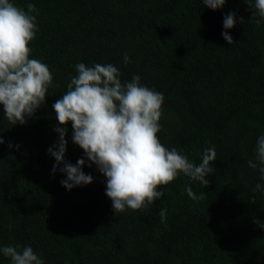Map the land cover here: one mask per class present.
<instances>
[{"label": "trees", "instance_id": "1", "mask_svg": "<svg viewBox=\"0 0 264 264\" xmlns=\"http://www.w3.org/2000/svg\"><path fill=\"white\" fill-rule=\"evenodd\" d=\"M30 2L39 27L31 56L50 67L53 86L25 125H11L0 106V243L30 244L46 264H264V195L251 192L259 173L247 164L264 132V20H252L247 0L216 11L202 0H15L26 10ZM232 11L229 45L223 18ZM81 61L111 62L122 80L138 74L162 92L161 142L197 163L216 148L207 187L181 176L150 209L117 215L95 166L84 167L92 184L65 189L48 153L59 135L52 105ZM68 127L65 158L74 164L83 150ZM187 184L207 197L191 200Z\"/></svg>", "mask_w": 264, "mask_h": 264}, {"label": "clouds", "instance_id": "2", "mask_svg": "<svg viewBox=\"0 0 264 264\" xmlns=\"http://www.w3.org/2000/svg\"><path fill=\"white\" fill-rule=\"evenodd\" d=\"M202 3L216 11L225 6L226 0ZM247 3L253 9L252 20L258 18L259 25L264 20V0ZM37 18L34 3H28L26 10L15 0H0V106L3 117L13 126L27 124L28 118L45 105L53 86L50 67L31 56L30 42L39 32ZM240 22H244L242 17ZM236 23L235 11L224 15L222 37L229 45L234 40L228 30ZM131 62L125 52L123 63ZM74 67L76 75L67 84V91L52 105L59 135L48 149L55 161L52 174L59 171L64 175L61 185L65 189L92 184L94 177L84 167L95 166L105 177V193L117 215L150 209L164 197L170 182L181 176L207 187V177L215 171L216 148L206 147L197 163L183 149L161 142L158 133L163 127L165 102L162 92L142 83L138 74H133L131 80H122L120 68L111 62L88 66L81 61ZM69 124L72 143L83 150V156L74 164L65 158ZM4 143L0 135V144ZM8 146L20 147L12 142ZM247 164L259 173V181L251 192L264 195V132L258 135L253 158ZM185 191L193 201L207 197L204 191L194 192L191 184L185 185ZM159 216L166 227L168 209L161 208ZM0 257L9 264H46L30 244L0 243Z\"/></svg>", "mask_w": 264, "mask_h": 264}]
</instances>
